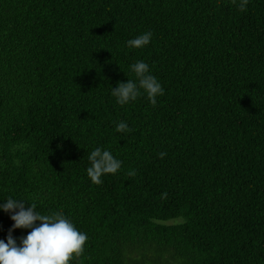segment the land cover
Masks as SVG:
<instances>
[{
    "label": "trees",
    "instance_id": "1",
    "mask_svg": "<svg viewBox=\"0 0 264 264\" xmlns=\"http://www.w3.org/2000/svg\"><path fill=\"white\" fill-rule=\"evenodd\" d=\"M240 3L0 0V203L63 212L71 264H264V0ZM141 60L165 94L117 105ZM96 147L122 161L100 185Z\"/></svg>",
    "mask_w": 264,
    "mask_h": 264
},
{
    "label": "clouds",
    "instance_id": "2",
    "mask_svg": "<svg viewBox=\"0 0 264 264\" xmlns=\"http://www.w3.org/2000/svg\"><path fill=\"white\" fill-rule=\"evenodd\" d=\"M248 0H241L240 9L245 10ZM153 33L144 32L134 39L126 41L129 49H143L152 41ZM134 79L118 83L111 88V96L119 106H126L143 96L150 105L157 104V98L162 97L164 88L156 76L151 74L149 64L143 60L130 66ZM117 133H131L127 122L116 124ZM166 154L160 153L162 159ZM89 166L86 175L90 183L100 185L106 175L117 174L122 161L109 150L96 147L87 157ZM135 171H129L134 176ZM166 195V194H164ZM24 199L8 197L0 203V212L9 214L12 221L6 240H0V264H71L85 250L88 235L79 231L63 212L41 214L36 211V203L25 207ZM38 222V223H37ZM29 230L28 234L19 240L13 238L14 230Z\"/></svg>",
    "mask_w": 264,
    "mask_h": 264
}]
</instances>
